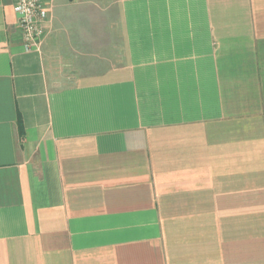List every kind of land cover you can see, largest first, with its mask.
<instances>
[{
	"label": "crops",
	"instance_id": "0c3cea01",
	"mask_svg": "<svg viewBox=\"0 0 264 264\" xmlns=\"http://www.w3.org/2000/svg\"><path fill=\"white\" fill-rule=\"evenodd\" d=\"M0 0V264H264V0Z\"/></svg>",
	"mask_w": 264,
	"mask_h": 264
},
{
	"label": "built area",
	"instance_id": "2783aa9c",
	"mask_svg": "<svg viewBox=\"0 0 264 264\" xmlns=\"http://www.w3.org/2000/svg\"><path fill=\"white\" fill-rule=\"evenodd\" d=\"M14 8L18 13L19 26L27 50L39 47L43 34V21L49 8L43 0H14Z\"/></svg>",
	"mask_w": 264,
	"mask_h": 264
}]
</instances>
